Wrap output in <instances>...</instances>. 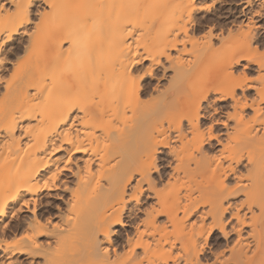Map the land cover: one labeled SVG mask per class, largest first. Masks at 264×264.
Here are the masks:
<instances>
[{
	"label": "bare ground",
	"instance_id": "obj_1",
	"mask_svg": "<svg viewBox=\"0 0 264 264\" xmlns=\"http://www.w3.org/2000/svg\"><path fill=\"white\" fill-rule=\"evenodd\" d=\"M263 8L0 0V264H264Z\"/></svg>",
	"mask_w": 264,
	"mask_h": 264
},
{
	"label": "rangeland",
	"instance_id": "obj_2",
	"mask_svg": "<svg viewBox=\"0 0 264 264\" xmlns=\"http://www.w3.org/2000/svg\"><path fill=\"white\" fill-rule=\"evenodd\" d=\"M231 3L230 2H228V1H219V2H217L214 6L215 7H212V8H209V10H205V11H201L200 12V14L199 15H203V16H215L216 14H219V12H223V11H227V8L229 7V5H230ZM228 6V7H227ZM255 6H257V4L256 3H254V7ZM263 11H264V8H263ZM211 13V14H210ZM198 15V16H199ZM257 23H259V25H260V27H259V29H258V33L259 34H261V35H263L264 36V16H262L261 18H257L256 20H255ZM259 51L260 52H258V53H262L263 51H264V49H262V47H260V49H259ZM202 53V52H201ZM260 54H258V55H256L255 57H254V62H256V61H258L257 59H259L258 57H263V59H264V54L262 55V56H260ZM200 55H202V56H204L205 54H204V52L202 53V54H200ZM216 58H217V56H216ZM216 58H214V59H216ZM219 59H221V58H219ZM261 59V58H260ZM262 60V59H261ZM219 61V60H218ZM214 62H217V61H214ZM259 62L260 63H263L264 64V61H260L259 60ZM218 63V62H217ZM217 63H216V65H213L212 67H214V66H216L217 67ZM257 63V62H256ZM219 64V63H218ZM220 65V64H219ZM216 67H214V68H216ZM219 68H221L220 66H219ZM235 69H237V70H235V75H237V73L239 72L240 73V71H242V69H241V66H235ZM256 69H257V67H256V65H254V64H252V65H250V67L249 68H246L245 69V73H246V80L248 81V83H253V84H255V85H259L260 86V84H259V81H256L255 80V77H256V74H255V71H256ZM212 70H215V69H212ZM212 70H211V72H212ZM220 70V69H219ZM218 70V68H217V71H219ZM237 71V72H236ZM216 72V71H215ZM215 74V73H214ZM213 74V75H214ZM205 76V74L204 73H202L201 74V79H200V77H199V79H197L198 80V84L200 85V86H202V85H204L205 83H206V81H213V83H215L216 81L218 82V81H220L222 78L221 77H223V76H221L220 77V74H218L217 75V77H216V79L213 77V75L212 74H208L207 76H209V78H210V80H209V78L207 79V77H204V78H206V79H204V78H202L203 76ZM213 77V78H211V77ZM248 76V77H247ZM218 78V79H217ZM221 78V79H220ZM205 81H204V80ZM203 80V81H202ZM203 82H205V83H203ZM257 82V83H256ZM212 83V84H213ZM236 92L239 94L240 93V91L239 90H236ZM245 95L249 98V97H251L252 95H253V92L252 91H249V90H247L246 92H245ZM213 96H214V94H213V92L212 93H210L209 95H208V97L205 99V100H203L202 101V105L204 106V111H207L208 109H210L211 107H213V108H211L210 110L212 111V112H210V113H212V114H210V116L212 117V118H223V113H225L224 111V109H226L227 108V104L229 103V100H226V101H224V102H219V101H214L213 100ZM212 98V99H211ZM212 101V102H211ZM228 101V102H227ZM204 102V103H203ZM206 102V103H205ZM210 102V103H209ZM208 103V104H207ZM223 104V105H222ZM206 105H208V106H206ZM226 105V107H224ZM210 106V107H209ZM215 106V107H214ZM218 106V107H217ZM205 107H207L206 109H205ZM214 108H216V112H213V110L212 109H214ZM223 111V112H222ZM219 112V113H218ZM207 116H209V115H205V118H203L202 119V121L201 122H203V124H202V127H207L208 125H209V118L207 119ZM211 118V119H212ZM218 125H216V126H214L213 127V130H214V133H215V131H220L222 128H223V126L222 127H220V126H218V128H216ZM224 129V128H223ZM223 129H222V131H220V133L221 132H223ZM216 132V133H217ZM219 133V132H218ZM220 135H222V134H220ZM212 147H215V141L213 140L212 141ZM171 156L167 153V149H162L161 150V152H159L158 153V155H157V164H158V167H159V171L160 172H162V173H165V172H167L168 170H169V165H170V163L168 162L169 161V159H171L170 158ZM171 161V160H170ZM167 170V171H166ZM65 175H68L67 173H65ZM160 186V185H159ZM161 187V186H160ZM165 188V187H164ZM150 200V199H149ZM147 198H142L141 199V201H140V207H143V206H145V205H147L149 202H151V200L149 201ZM140 210H141V208H139ZM139 209L138 210H135L134 211V214H132V216H126V214L124 215V222H126L125 223V225L124 226H122V227H118V229H119V231H118V234L116 235V239H115V241H116V243L117 244H122L123 243V241H124V238H125V235L127 234V233H129V232H131V230H132V226H133V222L134 221H136L139 217H141V211H139ZM56 212V210H54V212L53 213H55ZM22 215H29V213L28 212H26V211H23L22 212ZM11 238L10 237H8V238H6V240H8V241H11L10 240ZM223 243H224V240L223 239H221L219 236H218V234L216 233V231H214L212 234H211V237H210V240H209V243H208V248L209 247H211V248H215V247H217V246H221V245H223ZM208 248H206V249H208Z\"/></svg>",
	"mask_w": 264,
	"mask_h": 264
}]
</instances>
